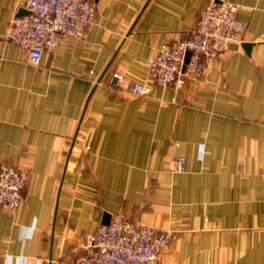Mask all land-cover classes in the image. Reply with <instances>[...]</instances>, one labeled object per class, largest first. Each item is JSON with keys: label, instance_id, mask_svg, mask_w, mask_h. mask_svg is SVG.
<instances>
[{"label": "crops", "instance_id": "crops-1", "mask_svg": "<svg viewBox=\"0 0 264 264\" xmlns=\"http://www.w3.org/2000/svg\"><path fill=\"white\" fill-rule=\"evenodd\" d=\"M93 1L95 23L35 66L6 39L26 1L0 0V164L30 173L20 206H0V264H70L117 212L171 234L160 264H264V0H229L240 40L181 88L153 83L149 63L211 0Z\"/></svg>", "mask_w": 264, "mask_h": 264}, {"label": "built area", "instance_id": "built-area-1", "mask_svg": "<svg viewBox=\"0 0 264 264\" xmlns=\"http://www.w3.org/2000/svg\"><path fill=\"white\" fill-rule=\"evenodd\" d=\"M29 14L12 20L6 39L25 49L29 62L40 65L45 50H53L60 39L82 36L96 21L93 0H25ZM239 5L229 0H211L203 10L196 27L188 34L163 44L149 63V78L160 86L181 88L190 75L204 77L209 60L240 40L245 23L237 13ZM190 52L186 63L187 53ZM110 80L127 79L113 72ZM127 89L135 94H149L147 83L129 82ZM171 169L184 172L186 158L172 155ZM30 173L10 161L0 164V206L17 209L23 199ZM171 234L156 231L125 213L111 215L85 235L86 252L70 264H160L161 252L171 242Z\"/></svg>", "mask_w": 264, "mask_h": 264}, {"label": "clouds", "instance_id": "clouds-1", "mask_svg": "<svg viewBox=\"0 0 264 264\" xmlns=\"http://www.w3.org/2000/svg\"><path fill=\"white\" fill-rule=\"evenodd\" d=\"M34 227H29L23 230V236L26 239H30L34 235ZM6 264H27V260L23 255H19L16 257H8L6 260Z\"/></svg>", "mask_w": 264, "mask_h": 264}, {"label": "water", "instance_id": "water-1", "mask_svg": "<svg viewBox=\"0 0 264 264\" xmlns=\"http://www.w3.org/2000/svg\"><path fill=\"white\" fill-rule=\"evenodd\" d=\"M30 12H29V10L27 9V8H21L20 10H19V12H18V14H17V17H20V16H24V15H26V14H29ZM245 47L249 50L250 48H251V44L250 43H247L246 45H245ZM190 52H188L187 53V56H186V63H188V61H189V56H190ZM111 63H112V61L109 63V65L107 66V68H106V70H105V72H104V74L103 75H105L106 74V72L108 71V69L110 68V66H111ZM110 219H111V214H106L105 215V218H104V221H103V224H108L109 222H110Z\"/></svg>", "mask_w": 264, "mask_h": 264}]
</instances>
